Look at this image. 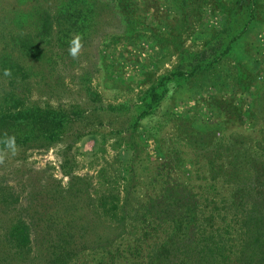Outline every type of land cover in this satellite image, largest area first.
Listing matches in <instances>:
<instances>
[{
    "label": "rangeland",
    "instance_id": "1",
    "mask_svg": "<svg viewBox=\"0 0 264 264\" xmlns=\"http://www.w3.org/2000/svg\"><path fill=\"white\" fill-rule=\"evenodd\" d=\"M66 3L0 0V118L55 119L0 165V264H264V0Z\"/></svg>",
    "mask_w": 264,
    "mask_h": 264
},
{
    "label": "trees",
    "instance_id": "2",
    "mask_svg": "<svg viewBox=\"0 0 264 264\" xmlns=\"http://www.w3.org/2000/svg\"><path fill=\"white\" fill-rule=\"evenodd\" d=\"M67 0V3L64 7H66L69 3ZM98 0H72L73 4L71 5L70 9H68V14L65 16V18L68 19V22L74 24L76 21L79 22L81 25L86 26V22H89L90 20L88 17L90 16V12L95 10V7L97 5ZM251 4H255L254 0H250ZM252 6V5H251ZM50 18V16L45 15L43 17V22L47 19ZM7 115H4L3 118H0V141L3 140L5 133L7 135L12 136L14 135L16 137V143L23 142V131L22 129L27 128L29 126L33 127H39L42 128L43 130H50L53 128V120L54 118H50L48 116H39V114H35L33 118L29 117L28 115L25 114V117L19 115V117H16L15 120L9 121L7 120L9 117H6ZM62 121V120H61ZM56 127V126H55ZM10 128V129H8ZM0 145H4L3 143H0ZM104 207L106 206L103 205ZM117 207H113L111 210L116 209ZM110 210V212H111ZM174 210L176 212H179L182 210V207L175 206ZM176 220V229L174 230V238L170 239L173 241L176 238V235L178 234L179 229L183 226L184 224V217L182 215L176 214L173 217ZM11 238L13 239V242H15L17 245H28L31 241V236L30 232L27 230V227L25 226V223L23 221L18 222L15 224L13 227V230L11 231ZM162 244H165L162 249ZM158 249L153 250L154 252L157 253V250H164L169 244V240L165 241L162 243ZM175 245V242H173ZM18 248V247H17ZM21 248V247H19ZM159 253L156 255V257H159Z\"/></svg>",
    "mask_w": 264,
    "mask_h": 264
},
{
    "label": "clouds",
    "instance_id": "3",
    "mask_svg": "<svg viewBox=\"0 0 264 264\" xmlns=\"http://www.w3.org/2000/svg\"><path fill=\"white\" fill-rule=\"evenodd\" d=\"M83 48L82 37L77 34L69 41V49L68 54L74 60H78L80 57L81 50ZM5 76H10L11 71L5 69ZM0 143L4 144V150L0 152V165H3L6 161V158L10 155L11 157H15L18 155V147L16 144V137L14 135L9 136L5 133L4 138Z\"/></svg>",
    "mask_w": 264,
    "mask_h": 264
}]
</instances>
